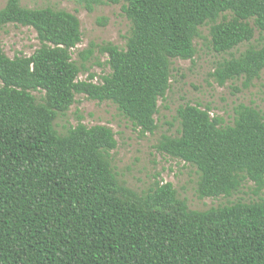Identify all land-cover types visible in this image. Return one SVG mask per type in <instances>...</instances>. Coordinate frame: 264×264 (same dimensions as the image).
Listing matches in <instances>:
<instances>
[{
  "label": "trees",
  "instance_id": "trees-1",
  "mask_svg": "<svg viewBox=\"0 0 264 264\" xmlns=\"http://www.w3.org/2000/svg\"><path fill=\"white\" fill-rule=\"evenodd\" d=\"M87 11L121 0H75ZM130 22L125 46L91 44L107 56L102 82L79 80L71 50L82 39L76 15L6 0L7 24L36 31L39 47L8 57L0 44V264H264V111L240 103L232 124L210 106L176 110L178 135L154 148L196 168L199 197L230 196L246 179L255 199L190 209L170 182L136 192L118 178L106 125L78 123L61 133L76 94L110 101L144 135L157 128L158 100L171 85L172 60L192 59L200 27L228 53L210 73L220 86L247 89L264 68V0H122ZM100 24L105 20L100 19ZM83 52V53H84ZM41 93L39 97L32 92Z\"/></svg>",
  "mask_w": 264,
  "mask_h": 264
},
{
  "label": "rangeland",
  "instance_id": "rangeland-1",
  "mask_svg": "<svg viewBox=\"0 0 264 264\" xmlns=\"http://www.w3.org/2000/svg\"><path fill=\"white\" fill-rule=\"evenodd\" d=\"M6 0H0V8ZM27 7H52L64 9L77 16L80 22L82 39L71 50L72 59L80 66L79 80L102 82L103 76L110 70L106 65L107 56L93 47V52L85 59L86 52L93 45L111 42L123 48L130 31V22L123 12L124 2L96 5L89 12L75 0H22ZM100 19L105 23L100 24ZM200 35L194 39L196 54L192 59L175 58L172 60L171 85L164 98H159V110L155 114L157 128L154 133L142 135L139 129L120 114L110 101H98L76 94L75 102L64 116L55 120L56 129L63 133L70 126L81 122L87 126L96 124L110 127L117 141L110 151V160L117 178L136 192L148 189L156 180L170 182L176 189L178 198L184 200L190 209L205 210L242 199H255L254 183L243 181L240 189L230 196L201 198L196 192L198 172L196 168L184 161L157 152L154 145L163 135H178L179 125L176 110L186 103L210 106L211 114L219 115L225 124H232L233 108L240 104L251 105L264 111V68L252 85L242 88V80H228L218 85L210 73L216 63L229 57L230 53L238 55L249 44L259 46L260 33L255 28L250 43H242L228 53H217L209 43V27L201 26ZM0 44L5 54L29 56L39 47L36 31L28 26L7 24L0 29ZM84 52V53H83ZM1 85V82H0ZM39 97L38 91L32 92Z\"/></svg>",
  "mask_w": 264,
  "mask_h": 264
}]
</instances>
